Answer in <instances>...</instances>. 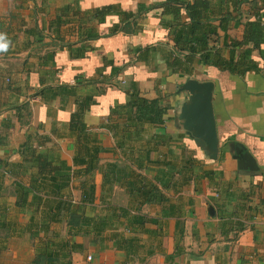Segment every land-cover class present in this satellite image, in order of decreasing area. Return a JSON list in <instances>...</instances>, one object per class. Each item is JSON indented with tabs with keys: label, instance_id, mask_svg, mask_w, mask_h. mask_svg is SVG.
Masks as SVG:
<instances>
[{
	"label": "crops",
	"instance_id": "1",
	"mask_svg": "<svg viewBox=\"0 0 264 264\" xmlns=\"http://www.w3.org/2000/svg\"><path fill=\"white\" fill-rule=\"evenodd\" d=\"M190 80L213 83L215 152L180 117ZM105 213L103 244L69 233ZM0 222V264H47L54 235L69 264H264V0L0 3Z\"/></svg>",
	"mask_w": 264,
	"mask_h": 264
},
{
	"label": "trees",
	"instance_id": "2",
	"mask_svg": "<svg viewBox=\"0 0 264 264\" xmlns=\"http://www.w3.org/2000/svg\"><path fill=\"white\" fill-rule=\"evenodd\" d=\"M254 33V32H253ZM253 37L255 38V40L260 38V34L257 32L255 35H253ZM131 104H134V102H132ZM39 176L43 177V178H47L51 179L52 181L55 182V189L54 192L56 194H60L61 189L66 185V181L69 179V175L62 173L59 175H54L51 172V166L50 163L44 159V158H40L39 159ZM111 179L113 178L111 175H106V173H104V179L106 180V178ZM35 182L32 184V186L30 187L31 190H33L34 192V198L37 200V186H36V182L38 181L37 179L34 180ZM21 189V187H20ZM138 194H140L141 196H147L148 191L144 190V189H138L137 190ZM17 195H18V205L22 206L25 204V200L27 197V193L25 191H23V189L19 190L17 189ZM94 198V187L91 186L89 189L84 190V200L85 201H93ZM57 211L63 209V210H70L71 207V201L68 200H61L60 202H58L57 206ZM119 214L122 216L127 215V211L124 208H119ZM99 215V216H98ZM94 217L91 216H81V220L78 223H68L69 224V233L70 234H76L78 232H85L86 234L91 233L94 237H98L99 241L103 244L106 241V213L105 214H98ZM117 217H121L116 215ZM55 217V214H52L50 216L51 219H53ZM145 223L144 221V217L142 215H136L135 217L131 218L128 222H127V229H130L131 227H133V225H139V226H143ZM47 220L44 221V225L42 226V228H47ZM0 226H4L2 222H0ZM33 228H36V224L32 225ZM47 232V230H45ZM110 240H114V242L116 243V246L118 248L124 249L128 255L130 254H134V252L137 249L136 243L139 241L138 237L135 236H130V237H126V236H122V237H118L117 233H112L111 237H109ZM37 250H38V254L44 257H47V264H69L70 260H68L67 258L70 255V251L73 250L75 248L74 243L73 244H69L68 240L62 238L58 240L57 235H54L53 237H45V238H41L38 242L37 245ZM104 247V245H103ZM50 249V250H49ZM51 252V253H50ZM58 258H62V261L60 263L56 262V259ZM168 259H172L174 258V255H169L167 256ZM166 258V259H167Z\"/></svg>",
	"mask_w": 264,
	"mask_h": 264
},
{
	"label": "water",
	"instance_id": "3",
	"mask_svg": "<svg viewBox=\"0 0 264 264\" xmlns=\"http://www.w3.org/2000/svg\"><path fill=\"white\" fill-rule=\"evenodd\" d=\"M193 95L190 103L183 109L181 118L185 119V127L189 132L201 138L215 152L217 148L216 125L212 106V82L190 80L186 85ZM213 156H216L213 153Z\"/></svg>",
	"mask_w": 264,
	"mask_h": 264
},
{
	"label": "rangeland",
	"instance_id": "4",
	"mask_svg": "<svg viewBox=\"0 0 264 264\" xmlns=\"http://www.w3.org/2000/svg\"><path fill=\"white\" fill-rule=\"evenodd\" d=\"M5 3L6 2V0H0V3ZM28 214L29 212L28 211H25V214ZM72 218L73 219H78L79 218V215L78 214H74L73 213V216H72ZM28 238L30 237L31 239H33V237H31V235H30V233L28 234L27 233V235H26ZM33 241H34V239H33ZM87 255V254H86ZM93 256H92V259L91 260H88V261H90V264H96V262H97V260L95 259V256H94V254H92Z\"/></svg>",
	"mask_w": 264,
	"mask_h": 264
},
{
	"label": "built area",
	"instance_id": "5",
	"mask_svg": "<svg viewBox=\"0 0 264 264\" xmlns=\"http://www.w3.org/2000/svg\"><path fill=\"white\" fill-rule=\"evenodd\" d=\"M87 259L91 260L92 259V255H88Z\"/></svg>",
	"mask_w": 264,
	"mask_h": 264
}]
</instances>
